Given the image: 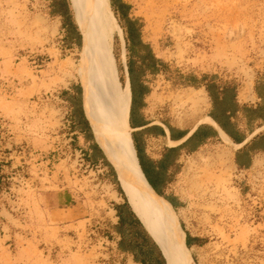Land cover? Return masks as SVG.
I'll list each match as a JSON object with an SVG mask.
<instances>
[{"label": "rangeland", "instance_id": "1", "mask_svg": "<svg viewBox=\"0 0 264 264\" xmlns=\"http://www.w3.org/2000/svg\"><path fill=\"white\" fill-rule=\"evenodd\" d=\"M94 1L85 0V8L91 9ZM125 1L138 34L161 61L143 78L151 92L146 106L152 120L194 124L206 104L199 76H219L239 85L241 98L249 92L244 87L264 65V0ZM65 5L79 31L73 44L64 41L57 18L49 25L35 0H0V264L13 255L22 264H138L118 254L111 232L109 203L120 196L116 185L83 164L71 132L72 109L62 87L68 82L79 86L87 118L77 75L84 42L70 0ZM107 8L123 38L109 2ZM124 39L113 34L110 45L121 91L129 89L128 81L123 82L124 62L126 67L139 65L130 58L129 46L122 55ZM190 91L199 99L193 108L182 96ZM52 135L53 145L62 151L60 160L52 159ZM233 169L231 149L220 139L182 157L174 179L183 199L180 208L171 209L158 197L183 233V242L184 232L197 237L195 245L185 244L194 264H264V223H247L235 215ZM48 181L52 192L57 191L56 181L72 188L78 214L66 218L52 206L51 217L41 195ZM157 264H165L162 254Z\"/></svg>", "mask_w": 264, "mask_h": 264}, {"label": "crops", "instance_id": "2", "mask_svg": "<svg viewBox=\"0 0 264 264\" xmlns=\"http://www.w3.org/2000/svg\"><path fill=\"white\" fill-rule=\"evenodd\" d=\"M48 1L35 0L36 9L46 16L50 26L52 18L58 19L59 30L62 32L64 41L70 44L77 42L79 31L77 32V26L73 27L69 22V9L65 5V0L59 3ZM108 2L121 24L124 21L134 24V19L129 13V4L125 0H108ZM135 38L148 45L139 34L138 37L134 36ZM123 39V43L121 41L120 43L124 49L122 55L125 56L126 47L131 39L126 37L125 32ZM136 48L138 51H133L130 58L139 65L128 70L124 62L125 80L123 82L128 81L130 93L127 124L139 169L157 198L165 201L171 209L180 208L183 199L175 191L174 179L179 171L182 157L220 139L230 147L234 166L247 167L256 155L264 156V65L256 71L249 87H244V90H249L244 98L239 95L240 86L229 80L212 75L196 77L201 80L199 85L206 96L205 107L194 124L179 126L163 117L159 121H154L147 115L146 102L151 92L143 78L161 61L149 45L150 51L141 45ZM62 88L65 90V101L72 109L71 132L76 138V144L80 146L78 149L83 156V164L86 167L96 168L104 181L111 185L115 184L114 180L116 181L117 178L114 168L96 142L88 120L86 116L84 117L85 113L82 112L81 91L78 85L68 82ZM206 117H209L210 121L206 120ZM221 131L230 140L229 142L223 140ZM53 138L52 135V159H59L62 151L53 145ZM35 183L37 184V181ZM55 185L57 191L52 192V181L43 183L48 190L41 193L45 201L44 207L47 205L51 217L52 206L56 209V214L63 213L66 218L78 214L80 208L72 201L74 198L72 188L67 187L62 181H56ZM109 204L114 215L111 232L115 236L118 254L138 264H157L163 253L157 247L158 245H155V241L147 237L141 221H139L140 224L136 222V215L127 201L120 195L117 199H111ZM12 231L9 232L11 236L14 234ZM194 237L184 232V242L187 239L190 245H195ZM156 248H159L161 254L155 251ZM138 249L143 250V254L138 253ZM163 258L167 264L164 256ZM3 262H7L6 257ZM22 263L23 260L19 256L13 255L6 264Z\"/></svg>", "mask_w": 264, "mask_h": 264}, {"label": "bare ground", "instance_id": "3", "mask_svg": "<svg viewBox=\"0 0 264 264\" xmlns=\"http://www.w3.org/2000/svg\"><path fill=\"white\" fill-rule=\"evenodd\" d=\"M70 3L82 27L84 45L77 75L91 127L115 169L129 206L162 251L167 264H194L183 242V233L165 203L146 183L136 160L127 124L130 93L129 89L120 90L110 48L113 34L123 38L109 15L108 0L89 3L91 9L85 8V0H70ZM182 96L192 103V108L198 104L193 91ZM221 134L223 140L230 141L222 131Z\"/></svg>", "mask_w": 264, "mask_h": 264}, {"label": "built area", "instance_id": "4", "mask_svg": "<svg viewBox=\"0 0 264 264\" xmlns=\"http://www.w3.org/2000/svg\"><path fill=\"white\" fill-rule=\"evenodd\" d=\"M230 183L237 194L235 215L247 223H264V156L256 155L247 167L234 166Z\"/></svg>", "mask_w": 264, "mask_h": 264}, {"label": "trees", "instance_id": "5", "mask_svg": "<svg viewBox=\"0 0 264 264\" xmlns=\"http://www.w3.org/2000/svg\"><path fill=\"white\" fill-rule=\"evenodd\" d=\"M56 2V1H55ZM56 3H58V2H56ZM113 6V5H112ZM68 19H69V22L73 25V27H76V25H74V23L72 22V20H71V18L69 17V14H68ZM128 21V20H127ZM76 29H77V27H76ZM78 32V31H77ZM134 36L135 37H138V31H137V29L135 28V32L133 33V35H132V37H130V42H129V44H128V46L131 48V50H132V52L135 50V48L137 47V46H144L145 48H147L149 51H150V49L148 48V45L147 44H143V43H141V41L137 38H135L134 39ZM150 56H151V54H150ZM128 67V70H131V65H128L127 66ZM78 88H79V86H78ZM82 107H83V103H82ZM83 112H84V110H83ZM87 120V119H86ZM114 183L116 184V190H117V192L123 197V195H122V192H121V190H120V188H119V186L117 185V182L114 180ZM124 198V197H123ZM125 200V199H124ZM130 207V206H129ZM131 209V208H130ZM135 220H136V222L137 223H139L140 224V222H139V220L136 218V216H135ZM142 225V224H141ZM143 226V225H142ZM144 228V227H143ZM145 229V228H144ZM147 232V231H146ZM148 233V232H147ZM186 233V235L188 234L187 232H185ZM150 236V235H149ZM151 237V236H150ZM152 239V238H151ZM153 240V239H152ZM197 241H198V239H197V237H194V242L195 243H197ZM185 244L187 245V247L188 246H190V242L186 239V241H185ZM156 245V244H155Z\"/></svg>", "mask_w": 264, "mask_h": 264}, {"label": "flooded vegetation", "instance_id": "6", "mask_svg": "<svg viewBox=\"0 0 264 264\" xmlns=\"http://www.w3.org/2000/svg\"><path fill=\"white\" fill-rule=\"evenodd\" d=\"M122 27L124 29V32L126 34V37L127 38H130L132 37L133 33L135 32V25L132 23H129V22H122Z\"/></svg>", "mask_w": 264, "mask_h": 264}, {"label": "water", "instance_id": "7", "mask_svg": "<svg viewBox=\"0 0 264 264\" xmlns=\"http://www.w3.org/2000/svg\"><path fill=\"white\" fill-rule=\"evenodd\" d=\"M139 220V219H138Z\"/></svg>", "mask_w": 264, "mask_h": 264}]
</instances>
